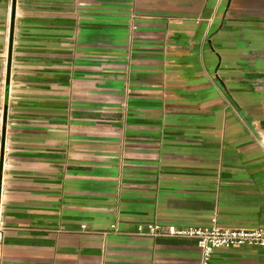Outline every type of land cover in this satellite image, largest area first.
<instances>
[{
    "label": "crops",
    "instance_id": "obj_1",
    "mask_svg": "<svg viewBox=\"0 0 264 264\" xmlns=\"http://www.w3.org/2000/svg\"><path fill=\"white\" fill-rule=\"evenodd\" d=\"M213 218L264 231V0H0V264H200L136 228Z\"/></svg>",
    "mask_w": 264,
    "mask_h": 264
},
{
    "label": "built area",
    "instance_id": "obj_2",
    "mask_svg": "<svg viewBox=\"0 0 264 264\" xmlns=\"http://www.w3.org/2000/svg\"><path fill=\"white\" fill-rule=\"evenodd\" d=\"M206 227H177L160 223L138 224L136 234L141 236H165L193 238L201 250L200 264H210L216 249L232 246H258L264 248V231L260 228L242 229L220 226L213 218ZM114 228V225H112Z\"/></svg>",
    "mask_w": 264,
    "mask_h": 264
},
{
    "label": "water",
    "instance_id": "obj_3",
    "mask_svg": "<svg viewBox=\"0 0 264 264\" xmlns=\"http://www.w3.org/2000/svg\"><path fill=\"white\" fill-rule=\"evenodd\" d=\"M11 40H12V33L10 35V44H11ZM8 62L10 63V57H9V61Z\"/></svg>",
    "mask_w": 264,
    "mask_h": 264
}]
</instances>
